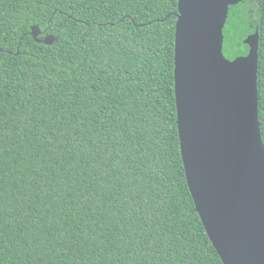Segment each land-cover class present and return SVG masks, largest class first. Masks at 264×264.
I'll list each match as a JSON object with an SVG mask.
<instances>
[{"label": "trees", "instance_id": "trees-1", "mask_svg": "<svg viewBox=\"0 0 264 264\" xmlns=\"http://www.w3.org/2000/svg\"><path fill=\"white\" fill-rule=\"evenodd\" d=\"M178 1L0 0V264H224L181 153ZM256 31L264 142V0L230 5L225 56Z\"/></svg>", "mask_w": 264, "mask_h": 264}, {"label": "water", "instance_id": "water-1", "mask_svg": "<svg viewBox=\"0 0 264 264\" xmlns=\"http://www.w3.org/2000/svg\"><path fill=\"white\" fill-rule=\"evenodd\" d=\"M241 0H179L175 31V96L188 185L224 264H264V142L259 119V44L225 56L230 5ZM38 42L51 45L54 34Z\"/></svg>", "mask_w": 264, "mask_h": 264}]
</instances>
